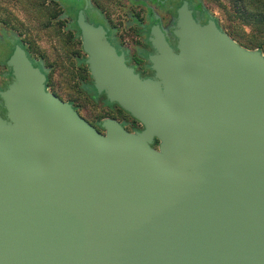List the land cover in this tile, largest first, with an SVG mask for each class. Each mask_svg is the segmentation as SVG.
I'll return each instance as SVG.
<instances>
[{
    "label": "water",
    "instance_id": "1",
    "mask_svg": "<svg viewBox=\"0 0 264 264\" xmlns=\"http://www.w3.org/2000/svg\"><path fill=\"white\" fill-rule=\"evenodd\" d=\"M76 12L103 133L16 48L0 95V264H264V54L211 13L156 24L142 78Z\"/></svg>",
    "mask_w": 264,
    "mask_h": 264
},
{
    "label": "flooded vegetation",
    "instance_id": "2",
    "mask_svg": "<svg viewBox=\"0 0 264 264\" xmlns=\"http://www.w3.org/2000/svg\"><path fill=\"white\" fill-rule=\"evenodd\" d=\"M182 1L188 3L193 17L197 16L202 24L206 22L210 12L207 10L204 0H44L47 10L31 33L24 34L20 29L0 21V93L7 90L14 80L13 69L7 60L12 52L19 48V50H23L32 66L45 74V90L57 95L49 88L54 66L49 63L48 55L39 52L37 47V44H42L44 48L49 49V29L57 32L58 36L66 40L67 47L72 49L66 53H70L74 58L76 70L89 74L80 31L75 20L76 12L79 10H83L85 20L93 26L104 27L107 40L118 54H122L127 66L142 78H152L155 71L149 61V56L154 54L150 42L151 28L157 24L164 32L169 45L176 50L173 26L175 25L176 9ZM88 79L93 86L90 74ZM83 82L81 79L79 85H82ZM89 97L100 108L108 112L107 116L102 119H86L80 114L79 106L75 104L74 100L66 101L99 132H104L101 122L105 118L117 120L128 131L142 129L138 121L116 103L109 102L103 93L100 95L93 93ZM4 106L5 102L0 95V116L6 119Z\"/></svg>",
    "mask_w": 264,
    "mask_h": 264
},
{
    "label": "rangeland",
    "instance_id": "3",
    "mask_svg": "<svg viewBox=\"0 0 264 264\" xmlns=\"http://www.w3.org/2000/svg\"><path fill=\"white\" fill-rule=\"evenodd\" d=\"M225 0H204L207 10L219 19L220 24H226V18L221 6ZM47 6L44 0H0V21L6 25L20 29L24 34L31 33L42 19ZM38 51L48 55V61L53 64L54 69L49 82V88L62 100L72 99L78 105L80 114L86 119H102L107 116L103 108L95 104L79 85L81 77L87 73L77 71L72 55L66 52V40L58 33L49 29V49L42 44H37ZM74 50L75 47H74ZM86 78H88L86 76Z\"/></svg>",
    "mask_w": 264,
    "mask_h": 264
},
{
    "label": "trees",
    "instance_id": "4",
    "mask_svg": "<svg viewBox=\"0 0 264 264\" xmlns=\"http://www.w3.org/2000/svg\"><path fill=\"white\" fill-rule=\"evenodd\" d=\"M221 8L226 24L214 17L217 24L240 45L264 54V0H225ZM86 76L89 78L88 73ZM86 76L81 77L83 91L91 96L96 92Z\"/></svg>",
    "mask_w": 264,
    "mask_h": 264
}]
</instances>
